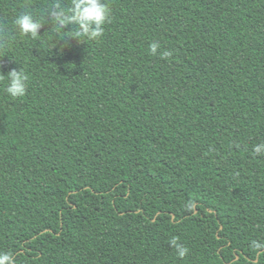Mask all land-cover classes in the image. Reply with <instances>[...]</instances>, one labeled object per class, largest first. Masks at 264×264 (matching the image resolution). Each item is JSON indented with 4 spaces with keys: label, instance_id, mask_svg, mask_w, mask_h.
Instances as JSON below:
<instances>
[{
    "label": "trees",
    "instance_id": "trees-1",
    "mask_svg": "<svg viewBox=\"0 0 264 264\" xmlns=\"http://www.w3.org/2000/svg\"><path fill=\"white\" fill-rule=\"evenodd\" d=\"M71 2L0 0V252L264 264V0H101L95 39L57 30Z\"/></svg>",
    "mask_w": 264,
    "mask_h": 264
},
{
    "label": "clouds",
    "instance_id": "clouds-1",
    "mask_svg": "<svg viewBox=\"0 0 264 264\" xmlns=\"http://www.w3.org/2000/svg\"><path fill=\"white\" fill-rule=\"evenodd\" d=\"M57 11L52 14L57 30L66 28L70 25H76V36L95 39L102 35L103 25L109 19L110 10L101 2V0H72L71 6L65 10L59 4L56 6ZM15 27L22 35H30L32 38H37L40 35V29L43 25L35 20L30 13H24L18 16L15 21ZM0 39H3L0 37ZM158 44L151 45L152 54H156ZM166 55V53H165ZM8 86L6 92L12 97H21L26 92L25 76L22 72L15 69L7 73ZM256 153H264V143L254 146ZM175 245L179 257H184L187 249L172 241ZM0 264H14L12 256L6 252H0Z\"/></svg>",
    "mask_w": 264,
    "mask_h": 264
},
{
    "label": "water",
    "instance_id": "water-1",
    "mask_svg": "<svg viewBox=\"0 0 264 264\" xmlns=\"http://www.w3.org/2000/svg\"><path fill=\"white\" fill-rule=\"evenodd\" d=\"M173 217H174V216L172 215V219H173Z\"/></svg>",
    "mask_w": 264,
    "mask_h": 264
}]
</instances>
